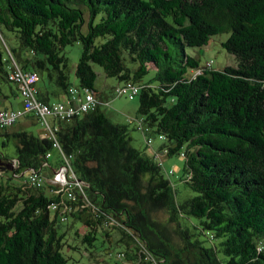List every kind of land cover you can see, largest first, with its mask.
I'll list each match as a JSON object with an SVG mask.
<instances>
[{
	"label": "trees",
	"instance_id": "1",
	"mask_svg": "<svg viewBox=\"0 0 264 264\" xmlns=\"http://www.w3.org/2000/svg\"><path fill=\"white\" fill-rule=\"evenodd\" d=\"M4 31L13 34L11 46ZM220 35L228 36L221 47L235 67H201L186 53ZM75 43L82 47L77 86L62 55ZM93 66L119 82L113 92L138 87L134 129L146 140L143 152L131 146L127 126L102 112ZM16 68L37 75L36 99L45 105L72 87L88 89L99 105L69 121L48 119L81 183L74 200L47 183L30 186L28 174L21 186L0 183V264H68L62 219L86 228L81 244L92 258L104 226L122 236L123 251L114 256L121 264H264V0H0V106L17 95L23 106L20 85L10 79ZM24 119L44 130L34 112L16 123ZM9 129L0 146L15 145L13 174L52 170L51 140ZM151 137L160 142L155 151ZM174 154L185 160L179 181L191 197L183 191L179 199L161 173L162 159ZM63 158L57 153L53 171ZM163 208L179 230L178 245L148 214ZM129 243L134 259L124 252Z\"/></svg>",
	"mask_w": 264,
	"mask_h": 264
},
{
	"label": "rangeland",
	"instance_id": "2",
	"mask_svg": "<svg viewBox=\"0 0 264 264\" xmlns=\"http://www.w3.org/2000/svg\"><path fill=\"white\" fill-rule=\"evenodd\" d=\"M5 41L11 46V43L14 42L13 34L3 32ZM227 35H220L213 37L209 44L206 47H202L200 49H194V50H187V54L194 56L199 61V64L201 67H204L205 64L208 62H211L212 66L211 68L213 70H222L225 67H235L236 62L233 56L229 55L222 47L221 44L226 41ZM82 53V47L79 43H75L71 46H67L63 52L62 55H64L68 59V70H69V79L73 83V85H78L77 80L74 76L75 66L78 63ZM94 71L98 74L97 78V87L104 88L106 86V92L105 95L108 97L106 100H104V104H106V101H108L109 105L106 107H102V112L107 116L109 121L113 124L117 125H123L127 126L129 130V135L131 137V146L141 152L145 150L146 147V140L144 138V135L141 131H137L134 129V125L136 123L138 116V95L135 96L132 100H130L126 95L118 96L115 92H113V87L119 84V82L116 79H106L103 76V73L101 69L98 66H93ZM45 79L40 81L39 86L42 88L45 84ZM44 82V84H43ZM48 84V82H47ZM50 89H53L54 86L49 87ZM9 103H6V105H10L14 107V105H17V101H19L16 98H10ZM51 102H57L54 98H51ZM110 114H113L111 116ZM24 120H20L17 122L12 128L11 131L14 133L19 131H27L29 133H32L34 136H39L41 139H46L47 130H41L38 132L37 126H30V127H24L22 124ZM24 127V128H23ZM152 138V137H151ZM154 138V139H153ZM153 149L154 151L157 150L158 146L160 145V142L157 140L156 137H153ZM2 141V138H0V142ZM149 150L146 151L147 156L152 157L153 152ZM54 151H51L52 153ZM0 154H3L10 159H14L16 157L15 153V145L12 141L7 144L6 147L0 146ZM57 153H54L52 156V164L54 165L56 163V155ZM163 160V167L161 169L162 175L168 179L177 189L178 194L177 197L179 199L182 198L183 191H186L188 197L193 196V194L184 187L182 183H180L179 179L185 177V174H183V166L185 163L184 158L179 157L177 154L172 155L171 157H165ZM12 171H14L17 167L14 162L10 164ZM49 171L42 175L44 179L46 180L47 184L54 188L53 190L56 192L59 190V188L55 185H53L51 179L54 176L55 171L50 170L49 168H46ZM172 170L174 175L169 176L167 178L166 172ZM5 176H0V183L4 182V179L6 177H11V172L6 171ZM27 173L23 172L20 175L14 174V180L13 182L17 185L20 184L19 181H24L26 179ZM11 179V178H10ZM47 194H50V190H46ZM58 194V193H56ZM149 216L152 218L154 223H157L158 228L166 234L172 241L174 245H178L180 243V239L178 236L177 226L175 222L172 220V217L170 214L167 213L166 209L161 210H151L148 211ZM183 222V221H182ZM181 223V220H180ZM179 223V224H180ZM184 223V222H183ZM60 232L64 233L65 239H64V253L66 257L71 258L68 264H106L105 261H108L111 264H114V262H118L115 260L116 254L123 251L122 247H118L117 245H121L119 243L120 239L122 238L120 232L118 230L109 229L106 227L98 228V240L95 242L96 251L98 254H95V257L92 258L88 254V252L85 250L84 246L81 244V238L86 234V228L83 226H80L79 224H76L75 222H72V219L66 220L62 219L60 223L58 224ZM180 226L184 227L182 224ZM181 227V228H182ZM130 231V230H128ZM75 233L78 236H75ZM201 240H204L201 238ZM116 245V246H115ZM205 246H210L209 242L204 243ZM115 246V247H114ZM112 255L108 256L109 249L112 248ZM108 251V253H106ZM124 252H127L128 256L130 258L134 259V255L136 253V249L133 243L128 244V248L124 250ZM145 253V251H143ZM97 260V261H94ZM73 260H76L77 263H75ZM119 263V262H118ZM121 264V263H119Z\"/></svg>",
	"mask_w": 264,
	"mask_h": 264
},
{
	"label": "built area",
	"instance_id": "3",
	"mask_svg": "<svg viewBox=\"0 0 264 264\" xmlns=\"http://www.w3.org/2000/svg\"><path fill=\"white\" fill-rule=\"evenodd\" d=\"M10 79L14 80L20 85V94L23 99V106L20 110H0V135L13 127L16 121L21 118L25 113L34 112L35 116H38L41 121V125L44 130H47L46 138L52 142V150H55L62 156L64 162L59 168L55 170L54 176L51 179L53 185L57 186L59 190L55 193L63 192L68 199L74 200L76 195L82 193L81 183L77 180L76 175L69 166L70 157L63 156V152L54 138V133L57 132L55 127H52L48 123V119L56 117L61 121H69L76 116L87 114L94 111L98 105L99 100L97 96L90 92L88 89H84L80 92L78 89L72 87L69 89L68 96L59 103L53 105H45L36 99L37 91L34 84L37 82L38 77L34 73L24 74L19 69H13L10 74ZM114 92L118 95H126L130 100L138 95V87L133 84H126L123 87H117ZM109 105L106 102V106ZM161 139V137H159ZM151 139L148 138V143ZM52 154L49 152L46 154L47 159H51ZM155 162L161 165L160 159L155 158ZM14 164V163H13ZM28 174V183L32 187L40 188L46 184V180L43 176L37 175L34 171H26ZM172 174L171 171L168 172ZM53 209H56L53 206Z\"/></svg>",
	"mask_w": 264,
	"mask_h": 264
},
{
	"label": "crops",
	"instance_id": "4",
	"mask_svg": "<svg viewBox=\"0 0 264 264\" xmlns=\"http://www.w3.org/2000/svg\"><path fill=\"white\" fill-rule=\"evenodd\" d=\"M106 86H104V88H97V92H98V95L99 96H102L101 98L102 99H104V100H106L108 97L105 95V92H106ZM14 98H16V99H18L19 101H17V105H14V107H12L11 106V104L10 105H6V103L5 104H2L1 106H0V109H13V110H20L21 108H22V101H21V98L17 95V97H14ZM106 102H108V101H106ZM111 116H113V114H110ZM35 123L34 122H32V120L31 119H29V120H25L24 121V123L22 124L24 127H30V126H33ZM23 127V128H24ZM38 127V126H37ZM38 132L40 131V128L38 127ZM9 133H13L12 131H11V128L9 129V131H8ZM54 154V153H53ZM53 154H52V156H53ZM57 155V154H56ZM52 158L49 160V164H50V166H52L53 168L56 166V164H52ZM11 163H14V159H7V160H3V161H0V176L1 177H3V176H5L4 174H5V172L6 171H10L11 172V177H6L5 179H4V182H1V184H5V183H7V182H9L10 181V178L11 179H13L14 180V174H13V171L11 170ZM47 168H50V167H47ZM52 168V170H54ZM48 172V171H47Z\"/></svg>",
	"mask_w": 264,
	"mask_h": 264
},
{
	"label": "water",
	"instance_id": "5",
	"mask_svg": "<svg viewBox=\"0 0 264 264\" xmlns=\"http://www.w3.org/2000/svg\"><path fill=\"white\" fill-rule=\"evenodd\" d=\"M13 166H14V164H13ZM12 170V169H11Z\"/></svg>",
	"mask_w": 264,
	"mask_h": 264
}]
</instances>
